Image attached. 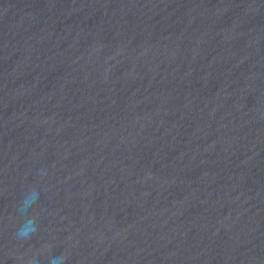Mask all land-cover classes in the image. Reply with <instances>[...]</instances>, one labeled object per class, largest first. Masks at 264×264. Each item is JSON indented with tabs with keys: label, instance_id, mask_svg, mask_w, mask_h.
Listing matches in <instances>:
<instances>
[{
	"label": "water",
	"instance_id": "water-1",
	"mask_svg": "<svg viewBox=\"0 0 264 264\" xmlns=\"http://www.w3.org/2000/svg\"><path fill=\"white\" fill-rule=\"evenodd\" d=\"M0 264H264V0H0Z\"/></svg>",
	"mask_w": 264,
	"mask_h": 264
}]
</instances>
